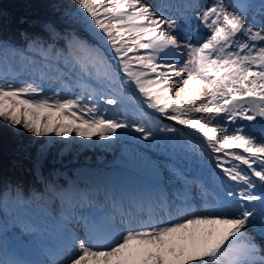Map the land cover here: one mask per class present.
I'll return each mask as SVG.
<instances>
[{
    "label": "snow or ice",
    "instance_id": "6c2138e0",
    "mask_svg": "<svg viewBox=\"0 0 264 264\" xmlns=\"http://www.w3.org/2000/svg\"><path fill=\"white\" fill-rule=\"evenodd\" d=\"M72 2L75 14L92 30L94 44L75 33L62 35L47 24L43 35L21 30L22 45L0 35V65L12 72L17 63L27 68L41 59L50 68L53 59L62 58L66 70L71 65L69 80L75 71L77 85L93 78L99 87L86 95L41 96L45 88L40 84H16L0 75V121L37 138L67 139L74 134L108 141L128 130L139 134L136 140L156 141L157 131L178 133L193 149L199 141L212 167L208 181L174 171L182 186L173 199L157 186L158 195L149 203L167 219L152 214L140 218L132 206L141 205L142 199L130 198L125 209L124 198L113 196L115 211L102 221L81 215L83 236L66 227L65 242L49 260H29L10 247L7 228L16 221L5 219L0 223V264H264V0H209L196 17L205 35L183 31L146 0ZM61 39L64 48H57ZM32 71L39 72L41 80L48 76L44 68ZM64 76L61 72L49 78L71 91ZM136 95L139 103H132ZM125 99L132 103L131 114ZM99 100L120 114L107 115L109 109ZM139 104L192 132L161 124ZM225 119L236 126H226ZM238 120L249 123L237 125ZM38 151L42 156L45 146ZM43 179L48 197L66 206L63 218L75 216L86 193L54 178ZM190 186L204 200L202 211L189 200ZM26 202L19 187L0 185V208L6 217L10 205ZM22 223L25 231H38L31 221ZM256 227L262 243L250 231Z\"/></svg>",
    "mask_w": 264,
    "mask_h": 264
},
{
    "label": "rangeland",
    "instance_id": "374dc122",
    "mask_svg": "<svg viewBox=\"0 0 264 264\" xmlns=\"http://www.w3.org/2000/svg\"><path fill=\"white\" fill-rule=\"evenodd\" d=\"M24 6V7H23ZM75 6L72 2V0H0V11L3 9V13L7 14L6 17L3 19L4 22H7L9 24V27L12 29L8 33L9 37H14L13 42L22 45L24 43L23 40L20 38V31L24 28V30H27L29 33L33 34H41L43 35V27L47 24H54L58 31L61 32L62 35L64 34H77L80 37L88 40L90 44L95 43V37L92 33V30L87 27L86 22L79 16L75 14ZM25 8V9H24ZM29 8H34V10H38V8H43L44 10L48 11L49 15H37L38 18H34L31 13H29L26 10H30ZM33 10V11H34ZM199 13V11L197 12ZM33 27H36V30H33ZM13 28L15 31H13ZM8 29V30H11ZM204 29V28H203ZM205 32H207L206 29H204ZM6 31H2L0 35H6ZM4 37V36H3ZM7 38V37H4ZM91 39V40H90ZM57 48H64V41L61 39L59 43L56 45ZM66 51V49H65ZM111 58V57H110ZM61 64H64V60L61 58L59 60ZM67 67H70L69 65ZM95 85H98L96 80L92 78L91 80ZM88 88L92 89L88 86ZM59 92V91H58ZM51 96V94H48ZM108 95H111V93H108ZM43 96V95H41ZM137 100H140V97L137 95ZM139 102V101H138ZM127 104V102H123ZM139 106L140 108L143 107ZM125 106V105H124ZM113 106L105 105V108H110ZM127 108V107H126ZM127 110H130L127 108ZM133 111V110H132ZM120 114L118 109H115L112 111L111 115L113 114ZM129 114H131L129 112ZM161 124L169 125V123H163L161 118H158ZM137 122L139 123L140 120L137 119ZM174 122V121H173ZM186 129L184 132L190 133L192 130L183 127ZM182 131V130H180ZM159 132V131H158ZM163 133V137L158 138L156 141H149V143H161V148H165L166 144L173 145L175 144L174 150H182V152L189 154L186 155V157L196 158L199 160L201 157L206 158L207 153H204L202 149L199 148V144H195V149L191 146H185L184 144L180 145L177 141V137L179 136L177 134H172V140L169 142L167 140L166 136L167 134L165 132ZM125 134L128 136V139L131 142L138 141L134 139L133 132L129 133L128 130H120V135ZM149 143L147 144L148 147H150ZM10 144H17L22 145L26 147L27 154L31 155L33 157L26 155V161H21L23 159H19L17 155H10L9 152L5 151L10 149L7 145ZM45 146L44 154L41 156L38 149L40 145ZM2 145V146H1ZM118 149V155L115 157L116 159L112 160H106V159H100L99 163L101 164L100 167H98L93 161H91L94 157H104L106 154H116L114 150ZM148 153V152H146ZM171 154L174 153L170 151V157ZM124 155V156H122ZM125 155H129L133 158L127 157ZM37 158L35 165V159ZM208 158V157H207ZM200 162V161H197ZM33 163V167L36 170V167L38 169V176L35 178L31 176V174L27 175V172H23L20 176L22 179H32L35 182L38 180H41L43 178V173H47V178H55L58 184L65 185L67 181V174L69 172L75 173V174H85L87 177V181L84 183L79 182V178L72 179L71 187H75L78 190H84L88 189L89 187L93 185H100V186H107L109 182L113 179L114 183L118 185V189L120 191H123L125 189H134L129 187V180L130 176L122 175L121 177L116 176L117 174L115 172H128L125 170V168L131 167L137 169V167H149L152 164V161L149 159H146V156L144 155V152L141 150H138L135 145L131 143H125L124 138H120V136L115 140H108V141H101L98 140L96 137H92L91 139L88 138H82V137H75L73 134L72 137H69L67 139L56 137L54 135L46 136V137H35L32 134L27 133L25 130L20 128L19 126L17 128H12L11 126L7 125L3 121H0V171H2L3 166H9L8 168L10 170H25L26 166L29 167L30 164ZM88 164H94L93 166ZM105 164H113L114 166L110 169H104ZM130 164V165H129ZM124 167V168H123ZM123 168V169H122ZM195 169L198 168V164L195 165ZM92 171V172H91ZM114 172L115 175H110L104 183L97 184L93 183L100 172ZM145 174V173H144ZM153 174V173H152ZM152 174H145L150 177ZM52 176V177H51ZM39 177V179H38ZM112 178V179H111ZM65 179V180H64ZM71 179V178H68ZM26 181V180H25ZM142 181V180H141ZM140 181V184H141ZM6 183H10L13 187H19V179L15 178L12 181V178L10 177L8 180H6ZM21 185V184H20ZM60 202V201H59ZM60 207H62L61 203H59ZM198 212V211H197ZM24 215V212L20 210L18 217ZM58 228L60 229L59 225ZM250 231L254 232L256 234V241L258 239V235L254 229H250ZM30 234H34L30 232ZM35 238V237H34ZM36 239V238H35ZM24 240H22L20 237H17L15 239V242L12 239L8 240V243L10 247L15 248L16 246L24 247L25 251H29L30 254H34L32 250L26 249L28 246L24 245ZM56 240L54 239V242ZM47 242H51V240H48Z\"/></svg>",
    "mask_w": 264,
    "mask_h": 264
},
{
    "label": "trees",
    "instance_id": "16d2710c",
    "mask_svg": "<svg viewBox=\"0 0 264 264\" xmlns=\"http://www.w3.org/2000/svg\"><path fill=\"white\" fill-rule=\"evenodd\" d=\"M5 25V23L3 22V26ZM1 69H4L5 70V75H8L7 77H6V79L7 80H10L11 79V76H14V75H11V74H9L10 72L8 71V68H7V66L5 65L3 68H2V66L0 65V71H1ZM27 72H29V71H27ZM1 75V74H0ZM10 76V77H9ZM13 78V77H12ZM2 146V145H1ZM11 206V205H10ZM9 206V211H11V212H9L7 215H9L10 213H12V207H10ZM3 212H4V214H6V212H5V210H3ZM2 218V214H1V211H0V219Z\"/></svg>",
    "mask_w": 264,
    "mask_h": 264
}]
</instances>
